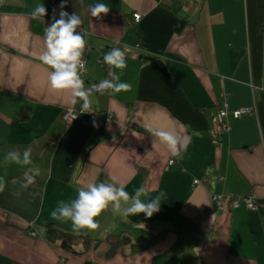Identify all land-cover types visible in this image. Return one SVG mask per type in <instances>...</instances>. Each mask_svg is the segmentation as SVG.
Here are the masks:
<instances>
[{
  "label": "crops",
  "instance_id": "1",
  "mask_svg": "<svg viewBox=\"0 0 264 264\" xmlns=\"http://www.w3.org/2000/svg\"><path fill=\"white\" fill-rule=\"evenodd\" d=\"M40 3L47 15L33 18ZM62 3L83 20L86 88L108 78L99 63L107 51L126 52L117 72L131 88L93 94L98 122L63 121L82 102L51 88L39 58ZM95 3L109 12L92 17ZM243 107L252 113L215 144L218 112ZM155 129L187 137L182 158L153 147ZM29 146L40 175L28 189H20L24 168L0 165V264H264V0H0V161ZM101 175L130 194L145 187L142 199L166 193L160 210L122 217L109 207L87 231L88 247L51 246L49 224L73 231L51 218L57 202ZM213 194L260 208L220 210Z\"/></svg>",
  "mask_w": 264,
  "mask_h": 264
},
{
  "label": "clouds",
  "instance_id": "2",
  "mask_svg": "<svg viewBox=\"0 0 264 264\" xmlns=\"http://www.w3.org/2000/svg\"><path fill=\"white\" fill-rule=\"evenodd\" d=\"M67 5L61 4L59 18H53L47 26L43 38L44 48L40 53V60L47 65L51 71L49 73V83L52 89L57 91H68L73 97L72 102H82L81 112L90 113L92 111L91 97L94 93L101 95L106 92L116 95L130 90L131 85L120 81L117 70L126 68V52L121 47H115L107 51L103 56L104 63L109 66V71L105 78L97 84L85 87V81L81 78V71L85 68L82 59L87 41L84 34L79 31L83 20L76 13L69 14L63 9ZM109 8L105 3H95L89 6V13L94 18L106 15ZM33 18L45 17L47 9L43 3L36 5L32 10ZM154 137L153 147L156 142L164 144L172 157L182 158V151L186 150L188 139L180 133L171 130L155 129L151 130ZM32 149L26 147L22 151L13 148L4 155L0 165L7 168L10 165H18L25 169L20 189L26 190L35 183L40 175V168L33 164L31 158ZM6 187V180L0 177V192ZM19 194V193H17ZM145 187L141 186L130 194L125 187L118 186L112 182L90 183L86 188L77 190L76 197L69 201H58L57 206L50 213L54 221L60 223L70 222L72 230L77 234H87V231H94L100 227L96 217L111 207L114 214L122 217H132L144 214L151 217L160 210L162 199L166 193L160 192L154 198L147 197Z\"/></svg>",
  "mask_w": 264,
  "mask_h": 264
},
{
  "label": "built area",
  "instance_id": "3",
  "mask_svg": "<svg viewBox=\"0 0 264 264\" xmlns=\"http://www.w3.org/2000/svg\"><path fill=\"white\" fill-rule=\"evenodd\" d=\"M134 23L139 24L142 20V16L140 14H135L134 16ZM85 34V33H83ZM85 62V68L81 71V78L83 79L85 76L87 60L82 58ZM99 63L107 66L104 63L103 58L99 60ZM109 78V77H108ZM93 84L89 85V87ZM250 113H252V109L250 107H243L238 109H224L218 112V114L214 118V126L212 128V139L215 144L219 143L220 136L223 133H228L232 130L233 123L236 121H240L243 118L247 117ZM81 114H87L90 117L91 122H98L101 117L100 114L97 113L92 109L90 113H82L81 110L79 111H66L63 115V121L67 124H71L75 122ZM174 161L170 162V165H173ZM200 180H195L194 184H200ZM211 201L217 205L220 210L226 209H236L241 206H245L247 209L252 211L259 210L260 206L255 202L252 198H245V197H227L224 195H211ZM35 235V233L33 234Z\"/></svg>",
  "mask_w": 264,
  "mask_h": 264
},
{
  "label": "trees",
  "instance_id": "4",
  "mask_svg": "<svg viewBox=\"0 0 264 264\" xmlns=\"http://www.w3.org/2000/svg\"><path fill=\"white\" fill-rule=\"evenodd\" d=\"M105 68L108 73L109 66H106ZM100 182L111 181L106 175H101L97 183ZM111 237L113 236H109V239H111ZM45 239L51 246H60L62 249L74 254L78 252L77 248H79L80 245L88 247L91 244L90 241L92 240L91 236L88 234H77L74 231L61 228L54 224H49L45 228Z\"/></svg>",
  "mask_w": 264,
  "mask_h": 264
}]
</instances>
